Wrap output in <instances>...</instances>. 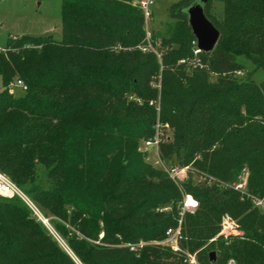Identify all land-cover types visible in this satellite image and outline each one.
I'll use <instances>...</instances> for the list:
<instances>
[{
	"label": "trees",
	"instance_id": "obj_1",
	"mask_svg": "<svg viewBox=\"0 0 264 264\" xmlns=\"http://www.w3.org/2000/svg\"><path fill=\"white\" fill-rule=\"evenodd\" d=\"M135 1L62 0L61 38L8 37L0 79H22L27 90L0 91V169L46 217L56 216V231L82 264H186L160 244L181 218V248L198 251L201 263L264 264V213L253 201L264 198V80L243 79L238 59L264 70V0H223L221 19L209 16L213 0H205L221 36L199 53L204 64L195 63L185 11L194 0L170 5L175 22L155 46L160 57ZM159 80L158 113L150 101L159 98ZM158 120L172 137L156 134ZM155 137L163 158L219 181L178 182L146 162L140 142ZM244 168L246 191L231 184ZM184 193L199 207L182 217ZM226 213L243 233L212 240ZM0 264L78 263L24 200L0 196Z\"/></svg>",
	"mask_w": 264,
	"mask_h": 264
},
{
	"label": "rangeland",
	"instance_id": "obj_2",
	"mask_svg": "<svg viewBox=\"0 0 264 264\" xmlns=\"http://www.w3.org/2000/svg\"><path fill=\"white\" fill-rule=\"evenodd\" d=\"M138 0L135 1V5ZM179 0H155L154 5L152 6L153 17L146 21L147 29V41L150 47V50L156 51L155 47L161 43V39L165 35L168 23H174L175 20L170 16L169 7L172 3ZM139 7V6H138ZM208 14L212 18L221 19L224 15V1L223 0H213L212 6L208 10ZM21 34H30V35H48L52 34L56 38L62 37V0H0V49L4 48L8 37L14 36L18 37ZM197 45V41H194ZM144 51L147 49L142 47ZM195 63H203L202 58L200 57L197 51V48L194 49ZM158 56L160 54L157 52ZM239 61L245 65V70L241 71L239 75L245 79H253L256 82H261L264 80V70L256 66L250 59L246 58L244 55L238 57ZM161 79V75L159 76ZM209 79L212 82H217L218 75L216 73L209 74ZM16 81V78L11 81L7 86L3 84V81L0 79V91L7 89L11 86L12 83ZM159 89V98L151 100L150 104H155L157 107L158 113L160 112V94H161V81L157 83ZM16 96L21 95L24 91H21L20 88H16ZM8 90V89H7ZM9 91V90H8ZM10 93V92H9ZM130 99H135L139 103H143V100L137 99L134 96ZM157 135L160 133H166V136L172 137L173 128L168 124H163L158 120L157 122ZM156 136V135H155ZM157 138L142 140L139 145V151L143 154L146 162L150 163L157 169L166 170L172 178L178 182L187 181L192 178L196 183L207 182L212 184L219 181L218 178L208 175L207 172L200 170L194 164L187 166L181 165L175 157L163 158L160 153L159 143L156 140ZM46 168L40 166L39 175L46 176ZM9 176V175H8ZM10 177V176H9ZM249 177V170L244 168L241 174L238 176L237 181L231 183L232 186L245 185V191L247 190ZM11 178V177H10ZM12 179V178H11ZM209 180V181H207ZM231 186V185H230ZM241 190V189H240ZM186 194L184 193V197ZM193 195V194H191ZM183 197V199H184ZM193 197L197 199L194 195ZM264 200V198H261ZM198 200V199H197ZM170 206H165L162 210H170ZM40 210V209H39ZM263 211V210H262ZM42 218L45 219L44 225L48 230L49 234L54 237L58 242L60 247L69 253L78 264H82L81 261L76 257L71 248L68 246L66 241L59 235L56 231L53 221L56 219L55 215H48L47 217L40 210ZM264 213V212H263ZM38 218V216H36ZM39 219V218H38ZM41 220V219H39ZM48 220V222H46ZM237 220V219H236ZM241 228V227H240ZM241 233H243L241 229ZM219 236L225 235L220 234V229L212 240H215ZM229 237V236H228ZM198 253V251H195Z\"/></svg>",
	"mask_w": 264,
	"mask_h": 264
},
{
	"label": "built area",
	"instance_id": "obj_3",
	"mask_svg": "<svg viewBox=\"0 0 264 264\" xmlns=\"http://www.w3.org/2000/svg\"><path fill=\"white\" fill-rule=\"evenodd\" d=\"M155 0H138L136 4L143 11L145 20L149 21L153 17L152 6ZM198 52H201L197 49ZM20 88L21 91L27 90V85L22 79L17 78L14 83L11 84L7 89L11 94H16L17 89ZM237 189L245 191V185L236 186ZM0 196L2 197H15L18 196L26 202V204L33 210L34 214L38 216L43 222L45 219L42 218L41 212L36 205V203L6 174L0 169ZM254 204L263 210L264 212V200L261 198H253ZM199 207V201L193 197L191 194H186L182 201V217L186 212H195ZM48 222V220H46ZM182 218L180 225L177 227H171L166 232V238L160 241V244L167 245L174 251L182 252L184 263L186 264H203L201 263L198 253L190 252L188 250H182L180 245V240L183 238L182 233ZM220 234L225 236H238L241 233V228L238 220L233 218L230 214L226 213L222 216L220 221Z\"/></svg>",
	"mask_w": 264,
	"mask_h": 264
},
{
	"label": "water",
	"instance_id": "obj_4",
	"mask_svg": "<svg viewBox=\"0 0 264 264\" xmlns=\"http://www.w3.org/2000/svg\"><path fill=\"white\" fill-rule=\"evenodd\" d=\"M185 11L197 39L196 48L200 51L211 52L220 39L221 31L206 15L205 0H194ZM216 259L217 252H210V261L214 262Z\"/></svg>",
	"mask_w": 264,
	"mask_h": 264
},
{
	"label": "crops",
	"instance_id": "obj_5",
	"mask_svg": "<svg viewBox=\"0 0 264 264\" xmlns=\"http://www.w3.org/2000/svg\"><path fill=\"white\" fill-rule=\"evenodd\" d=\"M21 35H23V34H21Z\"/></svg>",
	"mask_w": 264,
	"mask_h": 264
}]
</instances>
